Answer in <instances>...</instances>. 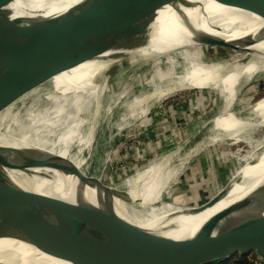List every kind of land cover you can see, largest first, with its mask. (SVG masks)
<instances>
[{"label":"water","instance_id":"1","mask_svg":"<svg viewBox=\"0 0 264 264\" xmlns=\"http://www.w3.org/2000/svg\"><path fill=\"white\" fill-rule=\"evenodd\" d=\"M18 1L24 3L18 5ZM28 1L0 0V112L17 101L20 110L18 115L9 111L6 120L11 129L7 135L15 146H0V239H16L40 249L61 224L51 228V221L58 215L59 221L70 218L82 202L56 204L52 195L27 188L23 183L30 181L15 172L5 174V169L46 177L49 181L46 187L54 190L52 170L67 173L72 168L70 160L60 154V150L68 149L69 156L72 155L102 120L107 111L105 107L111 106V95L119 79L122 54L119 52L147 20L171 0H77L58 12L31 8ZM52 1L41 4L49 7ZM241 1L247 10L257 15L264 10L260 0ZM189 39L203 48H238L234 42L207 33L191 34ZM242 42L250 46L257 40L246 38ZM144 47L153 48L151 41ZM145 52H139L142 67L148 64V58L159 55L146 57ZM103 54L105 72L94 104L82 113L83 123L77 134L67 130L63 136L55 135L47 114L36 115L33 124L25 118L23 110L32 99L23 103L26 95L50 85L57 74ZM263 150L264 142L244 158L242 166L230 174L228 181L212 178L167 200L188 209L171 214L168 219L197 215L213 207L228 194L233 182L249 189L244 196L208 218L200 230L208 232L229 227L241 218L264 213V166L259 159ZM247 165L253 166L249 177L240 174ZM93 183L107 195L114 194L106 183L98 179ZM58 206L61 208L57 209ZM155 206L160 207L162 203ZM186 220L179 219L175 228ZM147 221L146 215L132 221L114 214L47 249L46 253L70 264H211L249 254L264 258V234L235 230L181 240L142 226Z\"/></svg>","mask_w":264,"mask_h":264},{"label":"bare ground","instance_id":"2","mask_svg":"<svg viewBox=\"0 0 264 264\" xmlns=\"http://www.w3.org/2000/svg\"><path fill=\"white\" fill-rule=\"evenodd\" d=\"M43 1L48 0H29L26 3L29 7L37 10L48 12L55 10L58 12L64 10L77 0H51L52 3L49 7L43 6L41 4ZM260 2L264 7V0H260ZM21 3H24V1H18V5H21ZM241 3V0H171L166 3L135 32L132 39L119 52L122 53L119 74L130 75L127 83L122 86L123 88L119 92V104L114 102L113 105L117 107L123 106L126 109L130 104V106L135 105L140 97L146 98L143 95L144 92L135 96H130L129 93L136 86L143 87V84L138 81L137 76L143 69L140 66L139 52L146 51L144 53L146 57L159 54L156 55L158 57L153 56V58H148V63H156L155 65H157L163 62L167 66L162 76L153 77V80L150 82L153 89L163 85L174 84L177 80L181 82L186 79H192L194 81L195 75L199 74V71L203 72L205 76L203 79L206 84L221 85L226 86V88H228L227 85H233V79L241 78L242 80L236 82L231 89H226L230 95V102L228 101V105L220 109L219 113L213 118L212 124L217 138L229 137L236 142L248 141L249 136L257 134L261 130V127H264V99L258 100L254 105L238 111L234 110V104L240 95L244 96L246 93L244 90L242 91L244 89L243 86L256 78L259 72L264 73V48L261 49L259 47L260 49L256 48L254 51L244 52L245 49L242 46L245 45L242 41L246 38L257 40L255 44H264V10L260 15H257L247 10L244 3ZM237 15L251 18L249 19L250 22H248L251 23V31L237 33L236 29H232L231 25L237 22L233 17ZM227 17L230 18V21L226 22V24L230 28L226 27L224 23L219 24L213 21L217 19L224 20ZM254 21L257 22V25L254 24ZM195 33L211 34L212 36L224 38L238 44L240 48L234 52H237L242 57V60L239 63H235L234 61L213 62L211 68L202 62L200 46L194 45L189 39L190 35ZM150 41L153 48H142L145 43ZM157 44H160V47ZM104 57L105 54L99 55L69 70L63 71L51 79L50 85L40 87L26 95L23 103L29 98L32 99L30 104L26 105L23 110L25 118H29V122L33 124L32 119L36 115L47 114L55 135L61 134L63 136L67 130L69 132L73 130L77 134L83 123L82 113L88 107H92L94 99L97 96L100 81L105 72L103 70V66L106 63ZM1 63L2 61L0 60V65ZM222 68L225 69V72H221ZM195 70L196 73L194 72ZM192 84L194 83L192 82ZM112 107L106 112L107 114H105L106 116L102 121L109 118L108 116L112 113ZM249 109H253V111ZM12 110L16 115L20 113L18 101L0 112V146L2 147L15 146L13 140L7 135L11 131L9 123L6 121L7 114ZM128 111H125L123 114L121 113L122 119H125L124 117ZM107 121L98 137H95L94 130L72 155L69 156L68 149L60 150L59 153L70 160L72 168L67 173H59L52 170L55 176L52 183L56 184L54 190H48L46 187V183H49L46 177L21 171L17 172L8 168L5 169V174L12 175L15 172L25 177L27 181H30L28 183L21 182L27 188L35 192L52 195L56 204L59 202L82 203L78 211L70 218L59 221L61 217L58 215L51 221V228L59 223L61 224L56 228L55 232H52L54 233L53 236L45 239L40 249L20 240L0 239V262H5L6 264H70L69 262L49 256L46 253L47 249L114 214L132 221L135 218L146 215L148 221L147 223L143 222L142 226L164 236L181 240L212 237L235 230L264 234V213L241 218L237 220L236 225H229V227L217 228L208 232L200 230L204 222L213 214L245 195L244 192L249 187H245L244 184L239 182H233L228 194L213 207L197 215L178 216L188 220L175 228V224L179 219H176L178 217L168 219L169 216L171 214L186 212L188 209L163 215V211L167 209L168 204L161 197L160 186L162 185V178L159 174V162L150 165L146 171H137L138 173L135 176L128 178L122 185H117L118 188L113 191L116 194L121 189L127 198L132 200H125L126 202L138 201L135 206L134 216L121 209L113 201L106 202L93 199L94 196H99L104 191L93 183L94 180L90 181L88 179L91 178L90 173L92 169L90 156L93 153L95 154L96 149L100 147V142L105 134L109 135L111 132L108 127L109 119ZM77 140L80 142V137ZM262 142H264V137L254 148L261 145ZM67 147L69 148V146ZM260 158L263 163L261 165L264 166V150L260 153ZM166 165L164 166L167 167L168 165ZM251 167L253 166H245L240 174H245L247 177L251 176L253 174L250 171ZM31 181L35 183L32 184ZM93 189H96V192L90 194L89 192ZM82 191H84L83 194ZM115 199L121 203L124 201L123 199H118V197ZM120 202L118 203L120 204ZM158 202H161L162 206L156 207L155 204ZM56 208H61V206ZM147 208H149V211ZM158 215H161V218Z\"/></svg>","mask_w":264,"mask_h":264},{"label":"rangeland","instance_id":"3","mask_svg":"<svg viewBox=\"0 0 264 264\" xmlns=\"http://www.w3.org/2000/svg\"><path fill=\"white\" fill-rule=\"evenodd\" d=\"M233 18L237 22L231 26L232 29L237 30V33L251 31V23H248L251 18L243 15H237ZM213 21L219 24L224 23L226 27L230 28L226 24L230 21L229 17L224 20ZM256 23L254 21V24ZM236 45L240 48L238 44ZM242 46L245 49L244 52L254 51L259 47L264 48V44ZM199 49L202 51V62L211 68L213 62L234 61L239 63L242 60V57L234 52L235 50L212 47H200ZM150 64L143 66L142 72L137 76L138 81L145 87L136 86L129 92L130 96L144 92L143 95L146 98L140 97L135 105L130 106V104V107L128 106L126 109L123 106H119L121 107L119 108L113 105L114 102L119 104V92L123 88L122 86L127 83L130 75L124 73L120 75L118 72L119 79L116 89L111 95L113 107L110 104L105 107L107 108L106 112L112 107V113L107 118L111 132L109 135L105 134L100 142V147L97 148L98 150L96 149L95 154L90 156L92 161L91 180L98 179L110 186L111 189L115 187L114 191L118 188L117 185H122L139 171H146L150 165L159 162V174L162 178L161 197L164 201L183 192H188L198 183L212 178V180L223 179L224 182L228 181L231 177L230 174L242 166L244 158L255 149V145L264 137V127H261L257 134L249 136L248 141L236 142L229 137L217 138L212 124L213 118L222 107L228 105L230 95L226 89H231L236 82L242 79H233V85H227L228 88L221 85L206 84L203 79L205 77L203 72L198 70L199 72H197L202 76L195 75L194 81L192 79L181 82L177 80L174 84L153 89L150 84L153 77L162 76L167 66L163 62L157 65H155L156 63ZM194 72L196 73V70ZM221 72H225V69L222 68ZM208 82L210 81L208 80ZM243 87L242 91L244 90L246 93L244 96L240 95L234 104V110L237 111L248 108L258 100L264 99V73L259 72L256 78ZM133 108L136 109L132 111ZM249 110L253 111V109ZM125 111L128 112L124 117L125 119H122V114ZM105 114L103 118L106 116ZM100 122V126L98 124L94 129L95 137L99 136L100 131L104 129V124L108 121ZM165 164L168 166L165 167ZM93 192H96V189L89 193L93 194ZM116 197L124 201L121 203L115 199ZM93 199L106 202L113 201L133 216L136 210L135 206L138 203V201L126 202L125 200H132H129L121 189L116 194L107 195L104 192L99 196H94ZM167 204L168 207L163 211V215L185 209L184 206L168 202ZM176 219H181V217ZM232 262L233 260H231Z\"/></svg>","mask_w":264,"mask_h":264},{"label":"built area","instance_id":"4","mask_svg":"<svg viewBox=\"0 0 264 264\" xmlns=\"http://www.w3.org/2000/svg\"><path fill=\"white\" fill-rule=\"evenodd\" d=\"M231 264H264V258L256 255H237Z\"/></svg>","mask_w":264,"mask_h":264},{"label":"trees","instance_id":"5","mask_svg":"<svg viewBox=\"0 0 264 264\" xmlns=\"http://www.w3.org/2000/svg\"><path fill=\"white\" fill-rule=\"evenodd\" d=\"M232 259H226V260H221V261H216L211 264H231Z\"/></svg>","mask_w":264,"mask_h":264},{"label":"crops","instance_id":"6","mask_svg":"<svg viewBox=\"0 0 264 264\" xmlns=\"http://www.w3.org/2000/svg\"><path fill=\"white\" fill-rule=\"evenodd\" d=\"M136 108H134L132 111H134ZM105 121H107V119L106 120H104V121H102L101 123H104Z\"/></svg>","mask_w":264,"mask_h":264}]
</instances>
